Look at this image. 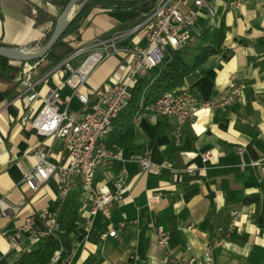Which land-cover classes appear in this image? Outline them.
I'll use <instances>...</instances> for the list:
<instances>
[{
	"label": "crops",
	"instance_id": "crops-1",
	"mask_svg": "<svg viewBox=\"0 0 264 264\" xmlns=\"http://www.w3.org/2000/svg\"><path fill=\"white\" fill-rule=\"evenodd\" d=\"M63 1L0 0V44L37 50V42L51 30ZM205 1L215 15L209 16L205 9L199 11L185 60L193 64L200 46L216 44L222 23L226 27L224 37L217 51L185 76L180 88L207 100L235 76L243 85L240 97L224 110L197 111L193 122L183 130L180 146L174 145L171 120L158 115H148L133 124L129 144L113 143L120 149L122 160L98 168L94 186L98 192H113L124 167L131 199L98 212L87 229L89 202L80 193L77 232L70 235L74 247L71 264H81L90 255L95 258L94 264H128L131 254L136 264H169L165 249L157 245L154 227L158 225L168 232L170 252L180 254L189 244L188 253L202 258L204 244L213 237L216 227L226 224L234 208L239 210L240 219L231 238L214 252L215 260L218 264H264V151L251 142V132L255 131L264 145V0H232L228 4L223 0ZM153 4L154 0H147L127 10L94 8L78 30V44L142 23ZM208 33L210 39L202 41L203 34ZM120 44L145 46L144 29ZM127 59L124 53L106 57L91 73L84 89L121 79ZM52 68L41 72L36 63V76L43 78L36 87L40 95L64 78L58 71L51 72ZM20 88L17 75L0 79V199L10 206L22 202L18 212L0 218V230L7 234H14L27 221L34 231L42 232L46 225L39 213L60 202L54 178L32 192L16 163L25 170L32 169L38 143L45 146L47 158L54 164L65 156L59 139L39 136L21 124L24 108L17 97ZM70 91L67 86L61 88L62 95ZM40 105V100L34 103L36 111ZM79 106L73 98L72 107ZM186 133L192 138L189 143H185ZM238 149H242L241 154ZM145 151L155 163L171 162L174 170H164L159 176L147 174L130 160ZM204 152H210L213 159L202 161ZM186 168H193V172L184 171ZM81 189L78 184L72 192ZM152 196H157L156 201L150 202ZM112 228L115 237L101 236ZM29 236V232L21 231L13 245L0 236V264H13L28 250L33 245Z\"/></svg>",
	"mask_w": 264,
	"mask_h": 264
},
{
	"label": "built area",
	"instance_id": "built-area-1",
	"mask_svg": "<svg viewBox=\"0 0 264 264\" xmlns=\"http://www.w3.org/2000/svg\"><path fill=\"white\" fill-rule=\"evenodd\" d=\"M235 4H238V1ZM201 9H205L209 16L215 15L214 9L205 0H154L142 23L104 38L80 43L57 62L51 72L58 71L64 78L57 86L49 88L44 95H40L36 89L43 79L36 76V63L32 66L27 62L23 63L24 67L20 73L22 76H18L21 88L17 95L24 108L20 122L39 136L59 139L65 149L63 161L54 164L48 160L45 146L38 143L33 153L36 163L32 169L25 170L19 162L16 163L21 170L24 184L30 191L36 192L43 183L54 178L58 184L61 201L80 184L81 195L89 202L87 229L98 212L105 211L114 203L131 199L128 174L124 167L120 169L114 182L113 192H98L94 186V173L98 168L109 167L115 161L122 160L118 146L108 145L105 141L112 130V120L127 106L131 98V88L150 68L159 64L171 50L190 44V31ZM141 28L145 31V46L120 44ZM117 53L128 56L122 78L113 84L84 89L94 69L106 57ZM64 86L70 88L69 94H61V88ZM242 88L243 85L237 78L231 76L227 86L207 100L182 88L166 91L152 103L143 105L140 102L132 121L137 124L148 115L170 119L174 145L180 146L183 130L193 122L197 111L226 109L240 97ZM73 98L80 104L77 109L72 107ZM37 100H40L41 105L36 111L34 103ZM241 152L242 149H238V153ZM201 158L206 162L212 160L213 156L210 152H204ZM130 160L136 162L144 172L154 176H159L164 170H174L169 161L153 162L147 151L131 156ZM184 171L191 173L193 168H186ZM156 199L157 196H152L150 202ZM21 203L10 206L0 199V218H8L18 212ZM56 216L57 208L44 209L39 213L46 225L42 232L34 231L31 223L27 221L14 234L0 230V236L13 245L18 241L20 232L25 230L30 233L31 244H35L39 238L53 232L56 228ZM239 219V210L231 209L226 224L216 227L213 237L204 244L202 258L188 253L191 248L189 244L185 245L180 254L170 252L167 249L168 232L160 225L154 227L157 245L165 249L169 264H218L214 252L231 238ZM116 235L113 228L101 234L102 237ZM71 256L68 264L71 263ZM128 264H136L134 254L129 256Z\"/></svg>",
	"mask_w": 264,
	"mask_h": 264
},
{
	"label": "trees",
	"instance_id": "trees-1",
	"mask_svg": "<svg viewBox=\"0 0 264 264\" xmlns=\"http://www.w3.org/2000/svg\"><path fill=\"white\" fill-rule=\"evenodd\" d=\"M223 1L228 4L232 0ZM67 2L68 0L62 2L61 11ZM139 3L135 1L85 0L81 9L72 16L61 37L45 56L40 60L28 62L31 64L37 63L41 72L50 69L59 62L78 45L80 38L78 30L94 8L127 10ZM54 25L55 22L50 32L37 42L36 47L40 48L45 44L54 29ZM225 30L226 27L222 23L218 30L216 44L200 46L193 64H188L184 58L187 50L186 46L171 50L159 64L150 68L147 74L139 79L131 88V98L127 106L112 120V130L107 137V144L116 143L121 146L129 144L133 132L132 120L139 108V103L141 102L143 105L152 103L163 92L180 88L185 76L193 71L200 62L217 51L218 46L223 40ZM73 34L75 37H72ZM207 39H210L209 33L203 34L201 40L205 41ZM0 46L4 45L0 44ZM13 62L0 56V79L14 78L18 68L12 65ZM255 135L256 132L252 131L251 142L264 151L262 141L257 139ZM185 137V143L191 142L192 138L188 133H186ZM80 193V191H71L59 202L57 207H55L57 208V216L55 218L56 228L51 234L42 236L28 250L23 251L13 264H68L67 261L74 248L70 235L76 233L78 227V209L81 205ZM56 251L58 252L57 255L55 254ZM94 261V256L90 255L81 264H94Z\"/></svg>",
	"mask_w": 264,
	"mask_h": 264
},
{
	"label": "water",
	"instance_id": "water-1",
	"mask_svg": "<svg viewBox=\"0 0 264 264\" xmlns=\"http://www.w3.org/2000/svg\"><path fill=\"white\" fill-rule=\"evenodd\" d=\"M108 1H135V2H144L147 0H108ZM85 0H68L62 11L58 14L55 20L54 29L49 36L45 44L37 50L29 51L25 48H16V47H5L0 46V56L7 58L11 61L16 62H28L32 60H40L45 54L52 48L55 42L63 34L66 25L72 18V16L78 12ZM76 5L77 8H76Z\"/></svg>",
	"mask_w": 264,
	"mask_h": 264
},
{
	"label": "rangeland",
	"instance_id": "rangeland-1",
	"mask_svg": "<svg viewBox=\"0 0 264 264\" xmlns=\"http://www.w3.org/2000/svg\"><path fill=\"white\" fill-rule=\"evenodd\" d=\"M77 6H78V5H76V8H77ZM49 32H50V31H49ZM46 35H47V34H46ZM46 35H45V36H46ZM38 48H39V47H36L35 49H38ZM27 64L32 66V65H34L35 63H34V64H31V63L27 62ZM12 65L18 68V71L16 72L15 75H17V76H20V75H21V76H22V74H20V73H21V71H22V68L24 67V64H21V62H16V61H14V63H12Z\"/></svg>",
	"mask_w": 264,
	"mask_h": 264
}]
</instances>
